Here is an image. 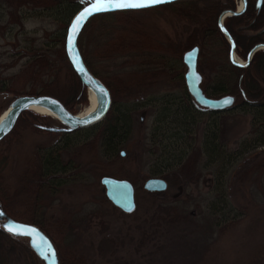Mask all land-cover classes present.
<instances>
[{"label":"rangeland","instance_id":"1","mask_svg":"<svg viewBox=\"0 0 264 264\" xmlns=\"http://www.w3.org/2000/svg\"><path fill=\"white\" fill-rule=\"evenodd\" d=\"M234 2L237 7L239 0ZM212 3L124 12L103 23L92 20L85 28L80 38L83 52L95 62L96 69L106 64L102 73L109 81L119 82L124 91L111 109L129 122V133L123 125L113 149L103 144L105 140L96 141L106 117L94 128L67 133L68 128L51 116L40 124L43 121L28 114L0 143V149L8 154L1 173L7 206L16 214L44 223L61 250L82 259L83 264H264V143H259L264 139L263 118L254 123L251 112L238 107L241 103H234L236 108L220 111L217 116L198 111L196 126L187 132L175 128L172 121L183 115L184 91L178 72L186 70L183 54L192 44H203L199 56L203 81H215L221 75L218 67L228 70L226 47L218 34H207L203 39L206 16L196 6L205 8ZM41 12L29 13L32 15L24 19V31L16 27L0 35L3 76L18 75L27 60L12 55L15 35L20 39L30 37L38 47H52L57 40L65 16L59 19L54 12ZM246 14L242 19L248 18ZM232 17H227L229 24L240 35L241 47L236 53L246 61L245 34L260 33L264 25L255 31L248 27L249 20L237 18L231 22ZM195 29V39L190 40ZM120 43L124 45L119 48ZM112 46L117 49L112 51ZM154 59L158 60L152 63ZM253 63L247 68L248 78L257 71ZM225 80L234 82L233 77ZM33 84L26 74L15 80L18 95L0 94V113L17 96L30 94L32 88L38 91ZM81 97L73 102L75 112L88 103ZM173 97L180 102L178 111L177 106L170 108ZM39 125H52L50 129L57 127L66 132L44 131L37 129ZM208 128L223 137L225 162L202 158L193 166L197 173L181 175L176 155L183 152L178 155L182 159H194ZM176 131L185 137V143L179 146L174 145V138L170 140ZM49 152L60 155V165L52 166L56 174L45 178L40 171L38 178H30L31 184L22 183L31 190L24 196L19 184L22 171L40 157L44 163ZM176 172L177 177H172ZM104 176L134 180L138 213L127 215L108 199L101 182ZM151 177L164 178L167 189L146 190L144 183ZM158 207L170 209L165 212ZM16 238L29 245L27 239ZM10 258L11 264H44L38 256L34 262L25 253Z\"/></svg>","mask_w":264,"mask_h":264},{"label":"trees","instance_id":"2","mask_svg":"<svg viewBox=\"0 0 264 264\" xmlns=\"http://www.w3.org/2000/svg\"><path fill=\"white\" fill-rule=\"evenodd\" d=\"M198 2L204 3V2H215L210 4L208 7L202 8L201 6H196L199 13H202L206 16L205 21L203 22V26L205 27V31L207 30L208 33H205L203 29V39L206 38L207 34H209V37H216V34H218V39L220 42L223 41V44L226 47V55H227V61L229 63V66H227V71L222 67V70L220 67H218V72L221 75H218L216 77V80L214 81L213 78H211L210 82L209 80L203 81V89L205 93L210 95H215L216 97H221L225 95H233L236 100L235 104L241 103L238 107H242V110H246V112H251L254 123L257 124V120L259 121L261 118L264 120V50L258 51L254 57H253V64H255L256 67V73L255 75L248 78L246 72L248 71V67L250 64L246 67H240L237 65H234L230 61V44L228 43L227 39L225 38L224 34L222 33L219 25H218V19L217 15L226 10V9H236V4L234 0H179L155 7L145 8V9H127V10H116L112 12L107 13H101L97 14L92 17V19L86 24V26L83 28L79 40L78 45L80 48V51L82 53V56L84 58V61L88 68L108 87L111 97H112V103L115 102L120 98V96L124 95L123 88L120 89L119 82L115 80L109 81L105 76L104 69L107 68V65L104 64L100 69H96L95 62L88 58V56L83 52V47L80 44V38L85 30V28L92 22V20L99 19L101 23L106 22L109 18H111L113 15L116 14H122L124 12H139V11H145L148 9L156 8V7H172L175 5H180L181 3H194L197 4ZM87 4V0L82 4L81 0H0V35H5L6 32L12 31L16 27H19L20 30L24 31V19L28 18L30 15L29 13L34 14H41V11H51L54 12V14L60 15V18H62V15L64 17V21L61 25L62 31H60L59 35L57 36V40L53 41L54 44L52 47H42V46H36L30 37H26L23 39H20L17 35H15V40L13 42L12 48V55H22L27 58V60L24 63L23 68L21 69L20 73L18 75H7L3 76L2 73H0V94H9V93H15L17 94V90L14 88V82L15 80H20L21 77H23V74H26L28 76V79L32 81L34 84L33 87H39V90L32 88L29 90L30 94H43V95H51L56 98H58L60 101L63 102V104L72 112L76 113L73 102L76 100L80 95L83 98V102L87 101V87L82 83V81L79 79L78 75L74 71L69 58L66 53V35L68 26L70 24L71 19L73 16L83 7ZM217 4V5H216ZM257 0H247V6L246 10L236 16H233L231 19V22L236 20L237 18H240V20L243 18V15L248 16V18L242 19L243 22L249 20L248 27H253L255 31H257V28L263 29L264 25V1L260 9H257ZM26 9L31 11H27ZM217 10V12H216ZM257 10H259V14L257 13ZM251 13V14H250ZM229 19V18H228ZM226 19L225 25L227 30L229 31L230 35L234 39L236 43V50L241 47L240 46V35L235 32V30L230 26V22ZM247 19V20H246ZM210 25V26H209ZM208 26V27H207ZM210 28V29H209ZM197 29L193 31L190 40H194L195 35L197 33ZM240 33V32H239ZM247 43L243 44L244 47H248L245 57H247L248 52L254 45L258 43H264V30L262 32H255V34L248 36L245 34ZM201 38V37H200ZM193 43V41H191ZM115 44V43H113ZM123 43H120V47H123ZM199 47V56L203 51V47L201 43L199 44H192L190 48L194 46ZM115 48L112 46V51H114ZM187 50V49H186ZM224 50V47H223ZM185 51V50H184ZM158 59H154L156 61ZM15 63H12V66ZM180 68V67H179ZM198 68L200 69V72H203V67L201 62L198 60ZM226 72V73H224ZM185 71L180 69L178 72L179 81L182 82L183 87V100L185 101V106H183L182 110V116L180 119L172 120L175 126V128H181L185 132L190 131V128L192 126H196V120L199 112L202 113H209V114H216V116L220 113V111H212L206 108H203L199 106L193 97L190 95L186 83H185ZM226 76V77H225ZM227 77H233L234 82H228L225 79ZM214 81V82H213ZM35 83H39V85H36ZM233 83H237L235 86ZM249 85V86H248ZM209 88L212 89L210 92ZM252 88L253 90H250ZM126 92V91H125ZM18 95V94H17ZM213 96V97H215ZM172 103H170V108H175L176 111H178V107H180V102H177L178 98H171ZM168 105V106H169ZM112 107V105H111ZM237 106H233L230 109H227L225 111H230L236 108ZM168 107H166L167 109ZM257 109L259 111H257ZM168 110V109H167ZM250 110V111H247ZM199 111V112H198ZM3 112V111H2ZM1 112V113H2ZM0 113V114H1ZM25 113V114H24ZM172 113V110L170 109V115ZM24 114V115H23ZM31 115L32 117L36 118L37 120L43 121L45 124V120L52 119L49 115H42L36 112H33L31 110H27L23 112L19 118L18 122L20 123L23 120V117L25 115ZM169 116V115H168ZM108 118L105 120V122L101 126L100 133L96 136V141L99 142L100 140H105L103 144L109 149H113L115 146L116 141L118 140V137L123 130V125L126 131L129 133L128 125L129 122L124 119V117L118 116L117 113H115L111 108L106 116ZM262 120V119H261ZM52 121V120H51ZM176 121V122H175ZM16 122V123H18ZM65 128H68L67 133H73L75 131L80 130L81 128H71L63 123H58ZM122 124V125H121ZM255 124V125H256ZM52 125H46V127H42L39 125L37 129H41L44 131L49 132H58L63 133L66 132V130L62 128L54 127L55 129H50ZM96 126V125H95ZM93 125L94 128L95 127ZM217 126V125H216ZM90 128V127H88ZM174 128V129H175ZM257 130L259 127L256 128ZM255 129V130H256ZM15 131V130H12ZM11 131V132H12ZM10 132V133H11ZM206 138H204L203 145L199 149L198 154H195L194 159L191 158L190 160L184 158L182 159L181 156L183 152H179L181 156L176 155L178 158V162L180 164L177 171L181 175L183 174L185 177L188 175H191V173H197V169H193V166L196 165L200 159L202 158H209L210 161L214 162H223V155L226 157L225 151V143L222 142V136L221 134L211 131V128L207 129ZM14 133V132H12ZM11 133V134H12ZM126 133V132H125ZM69 135V134H68ZM67 135V136H68ZM8 136V135H7ZM10 136V135H9ZM8 138V137H7ZM174 138V145L179 146L182 145L184 142V136L181 134V131H176L173 133L170 137V140ZM2 139L0 143L3 141ZM182 143V144H181ZM259 143L263 144L264 139L259 141ZM57 151V149L53 150ZM58 152V151H57ZM236 153V152H235ZM240 153V152H239ZM223 154V155H222ZM238 154V151H237ZM43 158L40 157V160L38 159L36 164L32 166H26L24 170L21 173V179H20V186L23 191V195L27 196L30 193V189L27 190V188H24L22 186V183L28 182L31 184L30 178H38L39 175L38 172L42 171V175L45 176H52V174H56V168H53V165H60V155L49 152L44 163L42 161ZM55 160V161H53ZM53 161V163H52ZM8 162V154L5 152V150L0 149V205L4 209V211L12 216L14 219H17L18 221H26L30 223L36 224L38 227H40L53 241L57 253L60 259V264H83L84 261L78 257H73L65 254L63 250H61L60 245L56 242L55 238L53 237V234L45 227V224L38 221L37 219L32 218H26L22 216L21 214H16L13 211H11V208L7 206V199L5 196V188L2 185L1 180V173L4 170L6 164ZM225 162V161H224ZM223 165V164H222ZM175 173L174 175H171L172 177H177L178 173ZM121 178V177H120ZM124 178V177H122ZM130 182L133 183L134 180H132L129 177H125ZM134 184V183H133ZM45 186V184H43ZM151 196H154L151 194ZM138 207H139V201L137 202V196H136V208L133 212L127 213L124 212L127 215L138 213ZM162 207V206H161ZM160 208L159 210L169 211L170 207L168 208ZM157 208V207H156ZM175 207L173 208V211H175ZM179 211V210H178ZM177 211V212H178ZM23 253L29 255L31 259L36 262L37 255L36 253L31 249V247L27 244H25L21 239L17 240L15 236H12L10 233L5 231L0 226V264H11V258L12 256L22 255ZM12 255V256H11ZM38 260V258H37Z\"/></svg>","mask_w":264,"mask_h":264},{"label":"water","instance_id":"3","mask_svg":"<svg viewBox=\"0 0 264 264\" xmlns=\"http://www.w3.org/2000/svg\"><path fill=\"white\" fill-rule=\"evenodd\" d=\"M179 0H169V2L157 4L154 6H159ZM243 1V9L247 5V0ZM263 0L257 1V7L260 8ZM87 6V5H86ZM84 6V7H86ZM152 6V7H154ZM149 8V7H148ZM82 8L79 10L81 11ZM78 11V12H79ZM116 11V10H113ZM72 18L70 25L68 27V32L66 36V53L69 58V61L78 75L82 83L88 88H92L98 94L99 104L97 110L90 117L81 118L79 117V112L74 113L70 111L62 101L58 98L51 95L43 94H23L17 96L8 106V108L3 112L6 113L3 122L0 125V141L6 137L16 125V122L19 116L27 110H30L33 105H41L50 108L54 114H56L59 120L71 128H85L89 127L95 123L102 121L108 114L112 98L108 87L88 68L86 65L82 53L80 51L78 40L79 36L87 23V21L96 14H101L105 12L94 13L91 16L87 17L82 21L79 26V30L72 37V44L69 46V33L71 28V23L75 19V16ZM111 12V11H106ZM242 11L240 10H225L222 12L219 18V26L221 30L226 35L227 39L231 43L230 56L232 62L237 66H245L250 63L253 55L258 51L264 48V44L255 45L249 52L246 63L236 60L235 54V43L229 34L228 30L224 26V17L229 15H238ZM199 58V47L194 46L193 48L187 50L183 54V61L186 65L185 72V82L188 88L189 93L194 98V100L201 106L207 107L211 110L222 111L231 107L235 102V97L232 95L222 96V97H210L208 96L203 88L201 83L203 81V75L197 68ZM230 99V103H225V100ZM124 155V152H123ZM102 184L105 186V191L108 199L117 207L123 211L130 213L136 207L135 201V188L133 184L126 179H117L111 176H104L101 180ZM167 182L160 177H151L148 178L144 183V188L148 191H164L167 189ZM0 222L1 227L5 230L4 225L12 226H26V228H21L20 231H25L26 229H35V232L30 235H14L12 232H9L12 236L25 238L28 240L29 246L36 253V255L44 262V264H60L57 249L50 239V237L38 226L22 221H18L9 215L3 210L0 205ZM49 246H51V252L48 251Z\"/></svg>","mask_w":264,"mask_h":264},{"label":"snow or ice","instance_id":"4","mask_svg":"<svg viewBox=\"0 0 264 264\" xmlns=\"http://www.w3.org/2000/svg\"><path fill=\"white\" fill-rule=\"evenodd\" d=\"M84 2L85 0H81L82 4ZM166 2H169V0H87V6L83 7L82 10L78 12L71 23L68 37L69 46H71L72 37L79 30L82 21L94 13L125 9H143ZM230 102L231 100L226 98L225 103ZM4 228L5 230L12 232L14 235H30L35 232V229L20 231L21 228H26V226L4 225ZM48 251H52L51 246H49Z\"/></svg>","mask_w":264,"mask_h":264},{"label":"bare ground","instance_id":"5","mask_svg":"<svg viewBox=\"0 0 264 264\" xmlns=\"http://www.w3.org/2000/svg\"><path fill=\"white\" fill-rule=\"evenodd\" d=\"M242 7H243V1L239 0L238 10L241 11ZM226 17H228V14H227V16H225V18ZM91 19H92V17L87 21V23ZM86 24H85V26H86ZM236 59H238V57H236ZM87 95H88L87 96L88 103L82 110L79 111V117H81V118L90 117L91 115H93L95 113V111L97 110V107L99 104L98 94L96 93L95 90H93L92 88H88V94ZM30 110L34 111L36 113L42 114V115H49V116L59 120L58 116L56 114H54V112L48 107L41 106V105H33V106H31ZM5 115H6V113L0 114V125L3 122Z\"/></svg>","mask_w":264,"mask_h":264}]
</instances>
